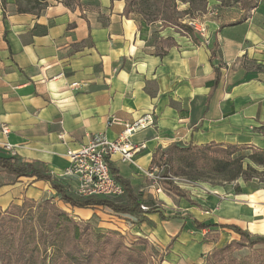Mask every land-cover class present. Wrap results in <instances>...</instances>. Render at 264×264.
<instances>
[{"label": "crops", "instance_id": "obj_1", "mask_svg": "<svg viewBox=\"0 0 264 264\" xmlns=\"http://www.w3.org/2000/svg\"><path fill=\"white\" fill-rule=\"evenodd\" d=\"M3 1L0 147L11 145L17 159L34 163L72 192L73 185L59 176L68 164V149L90 138L114 140L125 123L153 113L154 123L128 138L139 147L135 163L121 161L116 153L108 157L133 191L154 203L153 211L143 210L141 220L107 207L71 209L76 214L108 209L113 221L130 219L126 224L115 221L123 229L122 236L117 234L126 248L138 239L145 240L147 264L152 258L149 236L163 245L160 258L183 249L179 264L193 260L201 251V244L190 245L196 240L192 234L201 233L205 239L214 231L229 230L217 229L204 236L206 230L196 228L194 220L235 224L247 230L234 222L196 217L204 203L216 201V195L201 198L189 190L210 191L207 183L171 181L185 192L186 196H180L142 170L152 165L157 151L171 145L213 142L264 149V0L227 4L207 0L201 18L208 42L201 37L200 43L187 36L173 37L174 43L159 44L165 50L163 55L157 54L152 41L154 25L135 12L124 14L123 0H78L71 6L48 0L37 15L18 13L14 0ZM213 45L216 57L212 62ZM215 67L219 78L213 86ZM112 117L118 120L109 124ZM3 127H7L6 133ZM4 174L0 172L2 208L18 197L38 200L54 194L46 181L13 180ZM240 182L215 185L213 192L220 194L230 187L233 192L232 186L237 183L239 187ZM164 191L179 199V208L185 210L182 214L164 215L154 201ZM142 245H138L140 249Z\"/></svg>", "mask_w": 264, "mask_h": 264}, {"label": "trees", "instance_id": "obj_2", "mask_svg": "<svg viewBox=\"0 0 264 264\" xmlns=\"http://www.w3.org/2000/svg\"><path fill=\"white\" fill-rule=\"evenodd\" d=\"M59 1L66 6L78 2V0ZM147 1L155 2L156 0H123V13L127 15L130 12H135L142 17L144 11L141 8V3ZM236 1L238 0H220L224 4ZM14 2L18 13L37 15L47 6L48 0H14ZM179 2L187 3V9L183 10V14H187L191 9L200 12L206 7L207 0H163L162 20H159L161 23L177 27L193 43H200L201 38L195 29L189 23L179 20V11L177 10ZM2 5H4L3 0ZM44 33L45 30L42 31V34ZM153 33L154 31H152V41L155 43L156 52L158 55H163L165 50L159 45L162 39H156L155 33ZM165 39L169 40V43H174L172 37ZM215 47L213 45L210 48L212 62L216 57ZM214 72L213 86L218 81L219 68L215 67ZM240 151L246 153L240 154ZM105 159L113 180L122 188L125 202L115 201V198L78 197L48 173L40 170L34 163L21 161L15 156L12 157L2 147H0V172L12 176L13 180L27 177L46 181L57 199L70 208L107 207L113 212L130 214L144 220L142 214L144 211L141 209V205L148 207L147 212H152L155 208L154 203L151 200H143L139 194L135 193L127 180L117 174V170L111 165L108 156ZM244 159H246L245 163ZM161 160L164 163H161ZM152 164L161 166L165 164L162 167L164 176L169 172L170 166H174L175 176L191 181L217 177L227 183L238 180L247 182L255 177L256 168L264 166V149L248 145H224L213 142L201 146L171 145L161 152L157 151L152 159ZM261 181H264V178ZM161 182L165 190L186 196L185 192L179 190L170 180L164 179ZM234 190H240L238 185H235ZM35 204L36 211L33 212V215L26 216L25 209L27 207L32 209ZM17 211L16 217L11 216L4 219L0 210V241L9 236L7 244L2 247L0 245V260L3 264H147L148 255L144 250L145 240L138 239L130 248H126L116 232H96L90 223H78L65 210L56 207L49 198L43 199L41 202L23 198ZM9 221L13 222V228L7 233L6 224ZM193 222L196 228L206 230L204 236L209 235L211 231L226 228L237 234L250 247L264 245V235L252 236L247 230L235 224H218L197 220ZM140 244H143V249L139 248Z\"/></svg>", "mask_w": 264, "mask_h": 264}, {"label": "rangeland", "instance_id": "obj_3", "mask_svg": "<svg viewBox=\"0 0 264 264\" xmlns=\"http://www.w3.org/2000/svg\"><path fill=\"white\" fill-rule=\"evenodd\" d=\"M141 5V8L144 11V16L142 15V17L145 19L144 22L151 23L152 25H154L155 37L156 39H162V42L160 43L161 45L166 46L169 43V40L165 39L167 37L168 39H170V37L180 38L185 36L183 32H181L177 27L161 23L160 20H162L161 15L163 11V0H156L155 2H142ZM187 7V3H178L177 10L179 11V20L181 22L187 23L195 22L197 25L202 24L204 26L201 14L202 12L204 13L206 7L200 12L191 9L188 10L187 14H183V10L187 9ZM152 19L155 20L152 21ZM245 153L246 152L244 151H240V154ZM243 162L245 163L246 159H244ZM161 163H164V161L161 160ZM162 165L164 166L165 164ZM168 173L171 176H175L174 166H170ZM4 175L8 178L11 177L7 174ZM263 178L264 166L258 167L256 168L255 177L251 178L247 182H240L241 186H239V191L234 190L235 186H232V189L234 190L233 192L231 191L230 187L229 190L220 194L217 192H213V187L215 185L224 186L225 184L223 183L227 182H223L217 177H209L206 179L197 180L199 182H204L210 185V191L207 189H199L200 191L190 189L189 192H192V195H194L193 191L194 193L198 192L201 198H205L206 196L213 194L216 195V201H214L213 204L204 203L202 207L198 209V214L196 215V217H199L200 219L204 217L211 218L217 222H234L240 225L241 227L246 228L249 234L252 236H263L264 181H261ZM244 189L246 190L245 192H243ZM160 194L161 193L156 196L154 201L158 204V207L162 209L164 215H167L169 217H175L182 214L181 211H185L182 210V208H179V199L165 191L161 195ZM45 195H48V193L45 192ZM48 198L53 201L56 207L63 209L67 213H69L78 223H90L93 229L97 232L106 233L108 231L113 230L122 236L123 229L118 224H115V221L122 224H126V222L131 223L130 219L123 218L121 219V221H118L116 219L115 221H113V214L108 212V209L102 208L92 210L93 212L89 210L80 211L78 212V214H76L74 212L76 210H72L71 208H69V206L62 204L54 194H52ZM22 200L23 198L20 199L18 197L6 207H0L4 219H8L11 216L16 217V212H18L17 210L19 207V203ZM42 200L43 199H38L35 201L41 202ZM114 200L119 202H125V198L123 197V195L115 197ZM35 206L36 204L32 206V209H29L28 207L25 209V212L27 213L26 216L33 215V212L36 211ZM12 228L13 222H7V233L10 232ZM134 232L140 233L136 229L134 230ZM192 235L196 240H192L190 245H192V243L201 244V251L193 260L188 259L185 263L181 262L179 264H264V245H254L250 247L246 245L247 243L243 239H240L239 236L235 235L229 230L222 229L214 231L210 234L209 237L205 239L201 238V233H195ZM138 236L140 235H137V237ZM8 239L9 236H6L5 239L0 241L1 247L7 244ZM148 239L152 245L149 246L150 253L152 255L149 264H177V258L183 257V249H180L177 252H171V256H169V252L164 253V256L160 258L159 253L164 251L163 245H160V242L150 236ZM128 241L131 240L128 239ZM0 264H3L1 260Z\"/></svg>", "mask_w": 264, "mask_h": 264}, {"label": "built area", "instance_id": "obj_4", "mask_svg": "<svg viewBox=\"0 0 264 264\" xmlns=\"http://www.w3.org/2000/svg\"><path fill=\"white\" fill-rule=\"evenodd\" d=\"M196 31L198 36L208 42L205 38L206 29L202 24L188 22ZM118 119L112 117L109 124L117 122ZM154 123L153 113H147L130 123H125L123 131L114 140L88 139L75 149H68L66 156L68 164L59 173L60 177L68 180L72 185V192L78 197H101L115 198L122 195V188L115 183L109 172L105 157L111 154H119L121 161L135 163L134 154L138 146L131 144L128 138L136 131L142 130ZM3 132H7V127H3ZM3 149L12 157L15 151L9 144H4ZM163 166L152 164L147 169H143V174L155 183L164 179L170 181L189 182L187 178L171 176L167 173L163 175ZM159 191V189H157ZM142 210L148 207L141 205Z\"/></svg>", "mask_w": 264, "mask_h": 264}]
</instances>
